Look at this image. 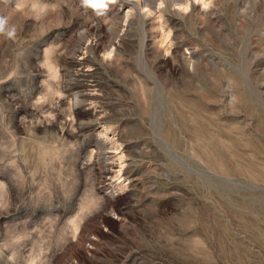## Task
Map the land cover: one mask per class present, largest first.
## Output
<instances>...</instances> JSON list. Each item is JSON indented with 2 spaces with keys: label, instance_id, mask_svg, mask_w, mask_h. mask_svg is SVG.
Returning a JSON list of instances; mask_svg holds the SVG:
<instances>
[{
  "label": "rangeland",
  "instance_id": "obj_1",
  "mask_svg": "<svg viewBox=\"0 0 264 264\" xmlns=\"http://www.w3.org/2000/svg\"><path fill=\"white\" fill-rule=\"evenodd\" d=\"M0 264H264V0H0Z\"/></svg>",
  "mask_w": 264,
  "mask_h": 264
}]
</instances>
